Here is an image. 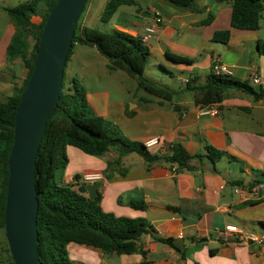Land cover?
<instances>
[{"label":"crops","instance_id":"crops-1","mask_svg":"<svg viewBox=\"0 0 264 264\" xmlns=\"http://www.w3.org/2000/svg\"><path fill=\"white\" fill-rule=\"evenodd\" d=\"M196 4L204 11L149 0L146 7L139 8L152 14L150 18L138 14L117 21L114 27L140 38L158 14L162 23L146 43L153 62L149 67L158 64L160 71L176 81L182 78L186 86L189 82L203 85L217 61L231 71V76L253 82L258 77L257 85L264 87V53L258 45L264 42V13L259 30H238L231 27V0H196ZM204 14L213 15L208 25L202 24L208 18ZM224 29L232 31L228 43L214 41V33ZM15 31L10 24L0 36V96H5L14 82L8 72L17 74L18 65L7 59V46ZM80 45L93 56L85 55L86 63L103 57L94 46ZM253 45L258 52L251 49ZM167 53L188 60L175 61ZM132 79L135 84L125 92L134 101L110 102L109 92H104V105L95 112L133 141L147 144L157 139V144L148 147L154 156L169 157L174 144L181 143L192 156L202 157L190 161L193 169L178 172L173 162L163 159L148 163L131 153L108 171L109 162L118 157L116 151L68 154L70 161L80 159V164L68 167L67 176H75L77 170L82 174L102 173L97 205L101 211L115 217H143L152 226V232L138 242L145 255L108 253L94 246L69 243V258L77 264H264V245L251 240L240 242L226 231V226L236 225L264 236V99L256 100L233 89L221 103L202 105L192 92L180 88L172 101H162L146 95ZM89 101L95 107L93 95H89ZM213 108L216 114L209 111ZM208 147L224 152L220 160L213 162L208 157ZM133 203L143 204V208ZM169 238L176 248L163 241Z\"/></svg>","mask_w":264,"mask_h":264},{"label":"trees","instance_id":"trees-1","mask_svg":"<svg viewBox=\"0 0 264 264\" xmlns=\"http://www.w3.org/2000/svg\"><path fill=\"white\" fill-rule=\"evenodd\" d=\"M165 1L195 12L204 11V8L197 6L196 0ZM57 2L58 0H29L6 8L16 28L7 46V59L10 63L20 59L28 72L22 85L14 86L13 93L5 100H0V229L4 230L8 160L14 142L15 114L34 70L40 36ZM122 5L138 4L136 0H109L102 20L109 21ZM231 6L233 29L256 31L261 28L264 0H231ZM138 12H142L139 7ZM33 17H40L41 21L36 23ZM212 19L213 15L210 14L202 24L208 25ZM231 34V29L219 30L214 33L213 40L228 43ZM75 44L94 46L100 55L109 61L111 69L124 70L137 81L138 89L144 90L149 96L162 101H172L180 93L179 90L158 84L145 75L151 51L141 37L137 38L118 29L104 32L80 22L76 27L68 61ZM258 45L264 53V42L259 41ZM167 55L179 62L188 60L172 53ZM233 89L250 94L256 100L264 99V87L255 89L247 80L216 75L213 72L208 76L207 83L198 85L189 82L186 86V91L192 92L195 101L202 105L221 103L225 94ZM142 100L151 101L148 98ZM70 146L88 155L116 151L118 157L109 162L108 171L118 167L122 158L131 153L142 156L148 163L163 159L173 162L177 165L178 172L193 169L190 161L194 157H202L201 154L192 156L181 143L174 144L172 155L169 157L152 155L146 144L129 139L117 125L98 115L88 104L82 86H78L75 78H72L69 83L63 85L60 101L48 121L36 160V187L39 198L38 252L42 264H77L68 256L69 243L94 246L108 253L139 252L145 255L138 242L144 234L152 232V226L146 218L115 217L101 211L97 206L101 195L98 194L95 200L89 199L84 183H65L57 180L58 171L70 162L67 152ZM208 151V157L213 162L220 160L224 154L213 147H208ZM74 179L79 181L81 176L77 174ZM257 202L249 201L247 204ZM132 205L143 208V204ZM163 241L176 248L172 238ZM5 250L9 254L10 264H15L9 247Z\"/></svg>","mask_w":264,"mask_h":264},{"label":"water","instance_id":"water-1","mask_svg":"<svg viewBox=\"0 0 264 264\" xmlns=\"http://www.w3.org/2000/svg\"><path fill=\"white\" fill-rule=\"evenodd\" d=\"M89 0H58L39 39L34 70L15 114L8 165L5 233L15 264H42L38 252L39 198L36 160L63 90L64 71L81 14ZM141 16L152 14L143 11ZM95 200L101 182L85 184Z\"/></svg>","mask_w":264,"mask_h":264},{"label":"rangeland","instance_id":"rangeland-1","mask_svg":"<svg viewBox=\"0 0 264 264\" xmlns=\"http://www.w3.org/2000/svg\"><path fill=\"white\" fill-rule=\"evenodd\" d=\"M27 1L29 0H0V36L6 30L7 26H9L10 24L12 26L14 25L10 15L6 11V8L13 7ZM108 1L109 0H89L85 10L81 14L79 24L80 22L81 24H84L85 21L86 25L89 27H93L104 32H110L113 30V27L116 26L117 21L127 19V17L130 16L136 17L139 16L138 14L141 15L143 11L139 13L138 7H146L145 5L149 0H136L138 5L134 6L122 5L118 8V10L114 13L109 21H103L102 14ZM204 16L206 18L208 17V14H204ZM155 17L156 15L154 16V19ZM33 21L38 23L41 21V18L33 17ZM251 49L254 50V52H258L257 46L255 45L251 46ZM86 50L87 49H85V47L81 46L80 44L74 45L73 53L69 61L67 62V66L64 71L63 85L69 83L72 78H75L77 85L80 87L82 86V88L84 89L87 102L94 111L96 109L99 110V107L104 105L105 100L102 98L103 95H101L104 92H109L110 102L134 101V99L130 97L127 92H125V90L129 89L130 85L132 86L135 84L132 77L125 75L126 73H124L122 69H117L115 70V72L110 71L109 61L104 57H101L100 59H92L91 61H89V63H86L85 61L87 58L85 57V55H91V53L87 52ZM91 57L93 56L91 55ZM152 63L153 62L151 61V58H149L146 67L147 71L145 74L148 78L152 79L158 84L169 85L174 89H186V83L180 81V79L182 80V78H179V81H176L175 79H172L168 73L160 71L161 68L158 64L155 65L154 63L152 67H149V65H152ZM258 63L259 59L256 60V64ZM13 64L15 66L18 65L16 67L17 74L15 73V75H13L11 72H8V74H10V76L8 75V77H13L12 79L14 80V82L12 83L11 88L7 87L8 90L5 96H9L13 93V86L22 85L23 80L25 79L28 72L20 59L13 62ZM176 76L178 77V74H176ZM248 81L255 89L259 88V85L254 83L253 80ZM145 94L148 95L146 92ZM89 95H93V103L96 108L93 107V105L90 103ZM5 96L1 95L0 100H5ZM67 152L71 157L72 155L79 154L82 151L75 147H69L67 149ZM72 152L75 153L71 155ZM69 163L70 164H68L65 168L58 171V181H65V178L67 176L66 171L68 167L79 165L80 159H77L75 161H73L72 159ZM77 174L83 176L80 170H77L76 175ZM7 246L8 242L5 230L0 229V264H10L9 254L5 250Z\"/></svg>","mask_w":264,"mask_h":264},{"label":"built area","instance_id":"built-area-1","mask_svg":"<svg viewBox=\"0 0 264 264\" xmlns=\"http://www.w3.org/2000/svg\"><path fill=\"white\" fill-rule=\"evenodd\" d=\"M162 23V18L160 15L156 14V17L154 21L148 25L145 26V32L141 36L142 41L145 43H149L151 40L153 34L156 32L157 28L159 25ZM212 72L216 75H227L231 76V71L222 66L219 62H215L212 67ZM254 83L258 84L259 83V78L255 77ZM211 113L216 114V109H210L209 110ZM158 143L157 139L149 140L147 142V146H153ZM103 179V175L100 172H87L84 173L83 176H81V179L79 181L74 179V176H66L65 178V183H84V184H90V183H95V182H100ZM226 231L229 232L230 234H233L236 239L240 242H246L248 240H251L253 243H256L258 246H263L264 245V236H259L254 233H250L247 231H244L237 227L236 225H228L226 226Z\"/></svg>","mask_w":264,"mask_h":264}]
</instances>
